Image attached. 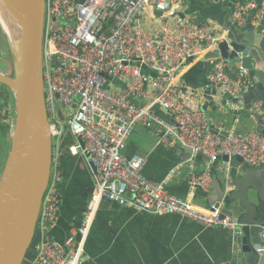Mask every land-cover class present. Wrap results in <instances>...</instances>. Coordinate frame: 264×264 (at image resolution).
Segmentation results:
<instances>
[{
    "label": "built area",
    "instance_id": "built-area-1",
    "mask_svg": "<svg viewBox=\"0 0 264 264\" xmlns=\"http://www.w3.org/2000/svg\"><path fill=\"white\" fill-rule=\"evenodd\" d=\"M231 8V20L238 29L249 16L255 25L264 19V0H233ZM169 9L170 15H166ZM155 10L162 15L153 14ZM149 15L158 21L154 29L144 24ZM211 33L196 22L183 0H44L42 81L52 138V171L36 224L33 255L23 264H79L102 200L178 214L204 226L232 231L234 236L241 234L235 216L221 215L222 203L205 208L168 193L164 181L145 177V155L124 153L137 127L153 130L158 143L188 147L190 158L201 153L208 161L200 173L189 177V184L204 192L209 189L211 165L217 158L239 156L254 167L264 163L262 99L251 102L250 109L258 114L255 129L241 134L223 132L210 127V116L199 98L184 91L179 82L187 58L197 55L201 47L215 45ZM245 54L247 50L240 59ZM209 79L220 92L237 98H243L256 83L253 72L240 63L231 73V61L225 58L212 62ZM55 102L64 106V120L57 117ZM64 131L74 139L67 147L70 155L89 154L84 157L93 167V191L80 224L63 241H57L50 233L59 216L61 175L55 165ZM228 169L225 162L219 173L230 188ZM260 237V243L252 245L256 252L264 251V227Z\"/></svg>",
    "mask_w": 264,
    "mask_h": 264
},
{
    "label": "water",
    "instance_id": "water-1",
    "mask_svg": "<svg viewBox=\"0 0 264 264\" xmlns=\"http://www.w3.org/2000/svg\"><path fill=\"white\" fill-rule=\"evenodd\" d=\"M9 1L17 8V11L10 8V12L19 20L13 35L18 36L20 55L18 72L14 65L13 79L0 74L11 82L15 91L13 105L0 94V105L10 113L11 118L13 116L8 152L0 173V264H23L35 236L43 196L51 176L52 138L42 81L44 0ZM232 1L229 0L226 6L230 7ZM154 14L160 16L162 12L155 10ZM179 15L182 17L183 13ZM263 29L264 19L255 25L249 16L241 29L236 28L230 19L226 35L221 39L216 38L215 47L201 55L179 79L182 89L186 91L188 84L193 96L201 100L202 109L214 113H218L219 105L227 109L230 103L243 104L245 109H250L253 99L264 101ZM211 34L220 37L223 31H213ZM243 50H247V54L240 59ZM197 57H188L185 65ZM219 58L231 61V73L235 72L240 63L255 75V86L243 98L220 92L219 86L209 79L211 64ZM146 69L143 66V70ZM150 72L153 76L158 74L154 70ZM63 108V105L55 102L59 120H64ZM255 116L258 118L257 113ZM210 127L219 130L214 125ZM79 142L84 148L83 141ZM67 147L68 144L62 145L61 151H66ZM84 156L88 157V152L85 151ZM194 157L195 161H208L201 153ZM181 158H190L188 147H183ZM225 162L229 164L228 176L232 179V188H228L224 177L218 173V165ZM87 165L92 172V165ZM210 177L209 190L205 192L198 185H190L189 179L185 185L187 191L195 189L194 203L205 208L210 205L217 208L222 203L221 215L235 216L240 224V235L234 236L232 231H228L234 248L219 264H264V251L256 252L252 249L253 244L260 243V233L264 227V163L254 167L243 162L239 156L224 155L212 163ZM164 188L172 195L186 198V193L177 186L165 184ZM128 196L133 197L131 194ZM102 205H111V202L102 200L98 207Z\"/></svg>",
    "mask_w": 264,
    "mask_h": 264
},
{
    "label": "crops",
    "instance_id": "crops-1",
    "mask_svg": "<svg viewBox=\"0 0 264 264\" xmlns=\"http://www.w3.org/2000/svg\"><path fill=\"white\" fill-rule=\"evenodd\" d=\"M183 1L187 10H192L197 23L200 22L212 32L223 31L220 37L215 38L221 39L226 35L232 2L227 7L229 0ZM144 24L154 29L158 21L149 15ZM214 47H201L196 55L198 57L183 67L179 79L201 55ZM186 90L192 92L188 84ZM217 109L218 113L211 110H207V113L210 124L223 132L233 130L238 134L247 133L257 125L256 113L245 109L243 104L230 103L227 109L219 105ZM156 112L167 117L164 111ZM68 135L65 140L72 143L74 139L70 133ZM124 153L128 156L135 153L145 155L144 175L147 179L177 186L193 202L195 189L187 191L185 181L191 175L200 173L205 161H195V157L182 159V145L158 143L153 130L142 127L134 129ZM221 165H218V173ZM55 167L61 175L60 205L58 220L50 236L63 241L69 231L80 224L93 191V179L83 154L73 156L68 150L60 151ZM233 248L229 232L218 226H204L178 214H159L111 202V205L98 207L79 264H219Z\"/></svg>",
    "mask_w": 264,
    "mask_h": 264
},
{
    "label": "rangeland",
    "instance_id": "rangeland-1",
    "mask_svg": "<svg viewBox=\"0 0 264 264\" xmlns=\"http://www.w3.org/2000/svg\"><path fill=\"white\" fill-rule=\"evenodd\" d=\"M188 12H192V10H188ZM166 15H170L171 13V9L167 10L164 12ZM13 36V42H14V47H15V53L17 55V57H19L20 55V45H19V40H18V36L16 37V35L12 34ZM12 54V56H11ZM14 60H15V55L14 52L12 51L11 48V43L8 39V37L6 36V34L4 33V31L2 30V28L0 27V74H2L5 77L11 78L13 79L15 77V67H14ZM6 100L11 103L12 105L14 104V95L12 92V89L10 87L6 88ZM141 102V101H140ZM67 112V109L64 110V113ZM1 114H3L2 111H0ZM11 116V115H10ZM13 121V116L10 120V123L12 124ZM10 124V126H11ZM67 134V131L63 132V135L65 136ZM177 144V143H176ZM8 145V144H7ZM6 145V150L4 151V153L2 152L0 154V173L2 171L6 156H7V152H8V146ZM35 240V237H33V242Z\"/></svg>",
    "mask_w": 264,
    "mask_h": 264
},
{
    "label": "bare ground",
    "instance_id": "bare-ground-1",
    "mask_svg": "<svg viewBox=\"0 0 264 264\" xmlns=\"http://www.w3.org/2000/svg\"><path fill=\"white\" fill-rule=\"evenodd\" d=\"M12 4V5H8ZM10 8H13L14 11H17L15 4L9 0H0V27L8 37L12 51L15 55L14 65L16 66V72H18V57L16 55L14 42H13V32L16 30L19 20L17 17L10 12ZM0 83L4 84L6 87H10L12 89L13 95H15L14 87L12 86L11 82L0 75Z\"/></svg>",
    "mask_w": 264,
    "mask_h": 264
},
{
    "label": "trees",
    "instance_id": "trees-1",
    "mask_svg": "<svg viewBox=\"0 0 264 264\" xmlns=\"http://www.w3.org/2000/svg\"><path fill=\"white\" fill-rule=\"evenodd\" d=\"M6 86L2 83H0V94L1 96L6 100L5 96H6ZM0 111L3 112V114L0 113V154L6 150V145L9 144V135H10V130H11V126H10V120H11V116L10 113L8 111H6L2 105H0ZM68 131L67 134L64 136L63 139V144H69L70 141L69 140H65V138H68ZM8 146V145H7ZM35 241V240H34ZM34 242L32 241L30 247L28 248L27 252H26V257L25 260L30 259L32 257V246H33ZM24 260V261H25ZM24 263V262H23Z\"/></svg>",
    "mask_w": 264,
    "mask_h": 264
}]
</instances>
